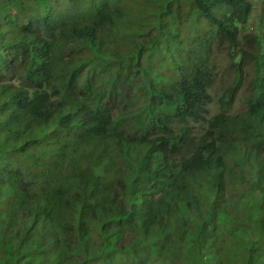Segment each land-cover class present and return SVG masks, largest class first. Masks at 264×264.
I'll list each match as a JSON object with an SVG mask.
<instances>
[{"label": "trees", "instance_id": "trees-1", "mask_svg": "<svg viewBox=\"0 0 264 264\" xmlns=\"http://www.w3.org/2000/svg\"><path fill=\"white\" fill-rule=\"evenodd\" d=\"M252 8L0 0V264H264Z\"/></svg>", "mask_w": 264, "mask_h": 264}, {"label": "rangeland", "instance_id": "rangeland-1", "mask_svg": "<svg viewBox=\"0 0 264 264\" xmlns=\"http://www.w3.org/2000/svg\"><path fill=\"white\" fill-rule=\"evenodd\" d=\"M252 3H253V8H252V14H256V15H258V14H260V11L262 10H264V0H250ZM185 18H188V16H185ZM184 18V19H185ZM253 19V18H252ZM252 19H251V23H252ZM189 23H184V27H182V33L183 34H186V30L184 29L187 25H188ZM184 38H186V35H184ZM225 42L226 41H224V44H223V48L225 47ZM242 44H246L248 47H251V44L249 43V42H244V40H242L241 39V45ZM229 59H230V57H228V55H227V53L225 52V49H224V51H223V53L221 54V61H223V62H225L226 64L229 62ZM230 66V65H229ZM230 70H235V68L233 67V66H231V69ZM221 84H220V82H217V84H216V87L214 88V89H212V93H213V95H215V93H216V90H217V87L218 86H220ZM122 87L123 88H125L126 87V85L124 84V85H122ZM125 91H126V88H125ZM245 92V93H244ZM243 94L245 95V96H247V93H246V91H244V90H242L240 93H239V95L237 96V100H236V105H237V107H239V108H241V106L245 103V102H243V100H244V97H243ZM128 116H130V114L128 113Z\"/></svg>", "mask_w": 264, "mask_h": 264}, {"label": "clouds", "instance_id": "clouds-1", "mask_svg": "<svg viewBox=\"0 0 264 264\" xmlns=\"http://www.w3.org/2000/svg\"><path fill=\"white\" fill-rule=\"evenodd\" d=\"M217 50H218V49H217ZM217 50H216V51H217ZM216 51H215V52H216ZM222 53H223V52H222ZM220 59H221V55H220ZM216 84H217V83H216ZM216 84L214 83V85H212V86L210 87V89H209V93H210V95H213V93H212V89H214V88L216 87ZM220 86H221V85H220ZM220 86L217 87L216 93L218 92ZM216 93H215V94H216ZM213 96H214V95H213ZM143 132H144V128H143L142 126L140 127V132H139V133H137V132L135 131V129L129 127V128H128V132H127L126 134L142 135Z\"/></svg>", "mask_w": 264, "mask_h": 264}]
</instances>
